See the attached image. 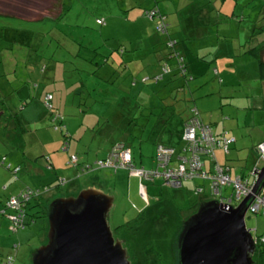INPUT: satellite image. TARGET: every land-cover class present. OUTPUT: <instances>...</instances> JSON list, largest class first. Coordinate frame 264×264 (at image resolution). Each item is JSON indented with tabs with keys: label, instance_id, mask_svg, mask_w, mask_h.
Returning <instances> with one entry per match:
<instances>
[{
	"label": "rangeland",
	"instance_id": "rangeland-1",
	"mask_svg": "<svg viewBox=\"0 0 264 264\" xmlns=\"http://www.w3.org/2000/svg\"><path fill=\"white\" fill-rule=\"evenodd\" d=\"M64 2L70 4L71 9L57 19L52 17L60 14L62 0H0L1 15L31 20L30 25L35 31L26 42L8 47L11 51L4 50L0 55L5 63L0 66V94L11 112V120L2 117L3 122L0 123V213L9 197L18 196L30 187L44 191L47 184H55L51 181L57 177L71 176L69 173L73 168L67 166L65 160L63 166L57 168V173L52 175L45 159L51 151L54 156L56 152L52 148L64 142V133L69 131L71 139H75L73 145L78 143L77 147H72L71 153H77L81 160L90 161L105 155L111 142L122 138L120 123L123 119H111V109L103 101H114L118 110L124 107L123 101L127 100L128 106L138 110H141L142 104L145 114H161L160 107L169 102L163 100L167 90L164 85L166 79L159 84L144 82L157 68L153 69L150 65V69L148 65V60L157 65V58L151 55L144 58L146 47L162 39L153 22L144 15L145 9L155 4L163 14L167 13L180 44L188 38L186 45L193 51L197 45H202L200 52L196 50L198 53L195 54L210 63L209 70L191 80V90L187 86L185 92L189 91L187 95L191 97L187 100L188 105L199 108L204 122L211 124L219 134L227 130L228 137L237 138L230 152L217 149L215 161L225 167L231 165L232 178L242 174L249 177L251 169L257 164L261 168L264 166V160L257 162L256 151L257 144L264 140V81L259 77L257 59L248 52L253 48L259 52L256 46L264 41V26L261 27L264 25V0ZM97 18L104 19L105 23H97ZM177 18L179 23L175 22ZM191 18L195 21L194 25H188ZM2 19L4 23L8 20L6 16ZM50 34H54L53 37ZM56 39L62 40V45L55 44ZM210 44L212 47H205ZM121 46L127 48L125 53L118 51ZM111 50H115L113 58L109 57L112 65H104L103 59ZM208 50L212 51L211 54L206 53ZM93 61L101 63V67ZM154 88H162V93L156 94ZM46 92L54 94L55 108L63 115L68 130L61 132L53 128L50 112L42 103ZM188 112L182 114L187 116ZM169 113L172 111H166V114ZM172 121L179 122V116ZM4 122L9 126L3 127ZM108 122L112 126L118 124L111 138L104 133ZM162 136L166 141L168 135ZM144 137L146 140L143 143L129 136L125 140L132 145L136 164L150 167L159 133H145ZM173 144L180 147L183 143L177 139ZM44 147L47 149L45 155ZM68 153L61 151V159L68 157ZM36 160H39L38 165L34 162ZM28 164L33 170L26 166ZM16 167L19 171H14ZM34 169L48 174L36 173ZM48 180L50 182L46 183ZM200 181L207 185L205 193L208 196L209 181L190 179L184 185L190 188ZM78 182L80 189L93 185L114 197L110 212L114 233L116 228L146 210V220L142 225L134 223V227L126 231L120 227L119 233L115 234L124 239L134 263L143 264L148 260L147 264L177 262L179 238L185 229L183 221L196 210L190 206L199 202V196L187 189H173L163 179H156L155 184L147 182V202L140 194L138 178L124 169L118 172L110 169L88 170L78 176ZM37 183L42 186L32 187ZM75 184L69 182L54 187L50 192L57 195L49 194L51 198L47 207L57 197L77 194L80 189H76ZM231 191V186H226L223 193L227 196ZM160 194H163V200L156 196ZM221 197L214 194L210 199L218 201ZM43 198L32 199L28 213L31 217L36 216V220L18 233H9L5 229L7 220L0 215V264L16 242L22 245L16 264H25L32 249L47 242L48 218L40 213L43 207L38 204ZM246 224L255 237L264 236V213L248 212ZM134 253L137 254L136 259Z\"/></svg>",
	"mask_w": 264,
	"mask_h": 264
},
{
	"label": "trees",
	"instance_id": "trees-1",
	"mask_svg": "<svg viewBox=\"0 0 264 264\" xmlns=\"http://www.w3.org/2000/svg\"><path fill=\"white\" fill-rule=\"evenodd\" d=\"M128 1H130V0H128ZM131 1H133V0H131ZM155 5H153L150 8H146L144 11V15L148 20L153 22L155 31L157 33H159V36L162 35V36H160V39L161 38L162 39H161V42L154 44L152 47H148L149 50L146 49L147 51L145 52L144 58H147V57L149 58L150 55L157 58V60H156L157 65H155L152 60H148L149 67H150V65H152L153 69L155 68V66H157V68H155L153 70V74L151 76L145 78L144 82L145 83H153V81H154V83L159 84V82H161V80L166 79L164 81V85L166 86L167 90H165L166 94H163V97H164L163 100H165V101L168 100L169 102L166 101V103H164L160 107V110H162V111H160L161 114L156 116L151 112H148L147 114H145L144 113L145 108H143L144 106L142 104L140 105V107H142L141 110H138L137 108H132L133 106L132 107L128 106V104H127L128 101L124 100L123 104H122L124 107L121 109L119 108L117 110V108L114 106V104H115L114 101H111V100L110 101L109 100L103 101L104 104H106V105L108 104V106H107L108 109H111V111H110L111 112L110 113L111 119H115V120L116 119H123V123H120L121 124L120 128L123 129V130H121L122 138L117 139V140H113L111 142V146L109 147V150H107V153L103 156H98L93 161H89L86 163V161L80 160V158L78 156L72 155V158L74 156L77 158V162L76 163L72 162V158H70V160L68 161V164L70 165V167H74V169H76V171H77L76 177L77 178L80 174L88 172V170H96V169H110L113 172H118L119 170L124 169V170H128L130 172V170L126 169V168L115 169V168H109V167H101L97 163L98 160H104L108 156V154L112 150V148L117 143H122L125 146L130 148L131 154H132V162H133V164H135V166L145 168L144 166H138L136 164L132 145L129 141L125 140V138H127L128 136L133 138V139L139 140L140 143H143L146 140V138L144 137L145 133H147V135H149L151 132L157 131L159 133V138L156 141V149H157L158 144H164L167 146L174 147L176 149L174 160H177L176 158L179 155L180 156L188 155V157H190V152L187 153L184 151V146L186 145V141L184 140V132H185L187 124L192 120V118L196 117L200 120L201 123H203L204 125H208L212 134L216 138H220L224 134L227 135V133H228V131L225 130L219 134V132H217L213 129L211 124L203 121L202 116L200 114V110L196 105H192V104L188 105L187 100L188 101L191 100V97H189V95H187L189 93V91L191 90L190 89V81L195 79L196 76H199V75L203 74L204 72H206L207 70H209L210 63L207 60H205L204 58L199 57L195 53H187L186 54V53L182 52V50H180V43L181 42L178 39V37H176L174 35L173 31L171 30V24H170L168 15L166 13L163 14L161 12V9L158 7V5L157 4H155ZM131 6H133V4ZM70 9H71V5L65 3L64 0H62V9H61L60 14L57 15L56 17H52V18L60 19ZM129 9H126V11ZM152 11L156 12L154 15V18H151L149 16V13ZM3 16H6L8 18L6 23H4L5 21H3V19H2ZM48 17L49 16L43 17V18H48ZM43 18H41V19H43ZM30 21L31 20H25V19L13 17V16H7V15H1L0 14V55H2L4 50H7L8 47H14V45L17 43L22 44V43L26 42V40L29 37L33 36L35 31L32 29V27L30 25L31 24ZM158 21H161V22L164 21L162 26L164 27L165 31L164 30L161 31L160 29H158V26H159ZM13 22H21L23 24L15 25V24H13ZM97 23L104 24L105 20L97 18ZM263 26L264 25H262L261 27H263ZM50 35L52 36L54 34H50ZM255 35H256V33L253 36H255ZM56 43H58L57 44L58 46L62 45L61 44L62 40L56 39L55 44ZM41 44L42 43H40V45ZM47 44H49V43H47ZM256 47L258 49H260L259 52L255 51L254 48L249 49L248 52L253 54L255 56V58L257 59L259 77L264 81V41H262L261 44H259ZM126 50H127V48L126 47L124 48L122 46L118 49V51H120L121 53H125ZM10 51H11V49H8V52H10ZM114 51L115 50H111L109 55H105V59H103V62H102V63H104V65H106V64L112 65V62H110L109 57L113 58ZM119 62H120V64L122 63L121 61H119ZM93 63H96L97 66L101 67V63H99V62L97 63L96 61H93ZM4 65H5V63H4L3 59L0 57V66H4ZM44 69H45V66H44ZM150 69H151V67H150ZM167 75L169 76L168 78H166ZM178 80H181V81L179 83H177ZM172 83L177 84V85L174 86ZM187 86L189 88V91L186 93L185 91H186ZM162 90H163L162 88H154L153 92H155L156 94L162 93ZM180 92H182V93H180ZM183 93L185 96L183 95ZM49 96H51V99H48ZM0 100H1V102H0V123L3 122L2 117H5V120L7 119V121H10L11 120V112L9 111V107L4 103L5 101L2 99L1 94H0ZM54 100H55L54 94L52 92H46L45 96L43 95L42 103L50 112V120L53 123V128H55L56 130H59L61 132H64L65 129H67V127H65V125H64L63 115L60 112H58L55 108ZM47 101H49L51 103V105H52L51 107H48L46 105ZM185 102H186V104H185ZM166 111H170V112L172 111V113L166 114ZM184 111H185L184 114H186V111H189L187 116L182 114V112H184ZM175 116H179V122L177 121L176 123H172L173 122L172 119ZM150 122H151V124H150ZM99 125H98V127H99ZM2 126L8 127L9 124L4 122L2 124ZM115 127L118 128V124L115 126H112V124L108 122L107 129L104 132L106 134V136L111 138L112 131L116 130ZM153 128L155 129V131H153ZM197 132L200 133L199 128H198ZM162 134L168 135V138L166 141H164L162 139V137H163ZM64 136H65V139L68 141L71 137V134H69L67 132V133H64ZM233 137L235 138V141H233L229 145L228 152H230L231 148L235 145L234 143L237 141V138L235 136H233ZM177 139L183 143L180 147H177L173 144V142H175ZM262 142H264V140L260 141L256 146V151H257V156H258L257 162L262 160V154H261L259 147H258V145ZM216 151H217V149L215 150V156H216ZM153 156L154 157H152V158L154 159L155 164H156L154 169H156L158 166V162L156 161V151H155V154ZM45 159H46V163L52 169L53 166L51 163L50 156H46ZM203 160L205 163L204 164V170L211 172L212 171V163L214 164V159L211 156H204ZM208 160L210 161V165H211L210 167L207 166ZM217 163H219V162L217 161ZM220 165L225 167L222 164H220ZM213 166L215 167V165H213ZM258 166L259 165L257 164L255 167H258ZM8 167L12 168L11 165H9ZM227 168L229 169V171H227V173L231 172L232 166L227 165ZM145 169H147V168H145ZM253 169H251V171ZM16 170H17V167L14 169V171H16ZM147 170H151V169H147ZM17 171H19V170H17ZM230 175H231V173H230ZM240 177L244 180H246V179L250 180L251 179V176L247 177V175H243V174ZM137 178L139 180V186L141 185V183H143L145 185L148 200H149L147 182H152V184H155V182H154L155 180L154 181H147V180H145L139 176ZM196 179H202V178H196ZM70 180H72V178H68V177L63 178V177L59 176L55 180V184H51V185L49 184V185L45 186L44 191L34 190V192H38V193L36 195L32 196V198L28 202H26L24 205H22L23 212L25 213L24 227H21V228L17 229L16 231H13L10 229V226H11L10 220L6 217L5 213L1 212L0 215L9 220V223H10L9 233H11V234L18 233L19 230H21L22 228H25L27 225H32L34 223V220H36L35 219L36 216L31 217L28 213V210L31 206L32 199L37 200L41 197L42 198L44 197L41 202L38 201V204L39 205L41 204V206L43 207V210L40 211V213H42V215L44 217H47L48 213H49V209H48V207H45L43 205V203H44L43 200L46 198L45 194L47 195V193H49L54 187H60V186L66 185L67 183H69ZM202 180L209 181L208 186H209L210 194L208 196L205 193L206 189H207L206 188L207 185H205V184H200V185L196 186L195 188L190 189V193L192 192V193H194V195L199 196V198H200L199 202L202 201L203 195H204V197H207V199L212 198L214 195L213 189L211 187V183H212L211 180H208V179H202ZM184 186L185 185L183 183V187H181V188H184ZM200 187H202L203 190L201 192H198L197 188H200ZM181 188H173V189H181ZM29 189L33 190L32 188H28L27 190H29ZM224 189H226V188L224 187ZM224 189L222 192H224ZM22 192H24V191H22ZM160 199H162V198H160ZM199 202L192 204L194 207V210L197 208ZM145 212H146V210L140 211L137 217L126 221L125 224L119 226V228L123 227L126 231V230H130L131 227H134L133 226L134 223H139L137 226L142 225L144 223V221L146 220ZM27 217H28V221H27ZM119 228H116L117 230L115 229V234L119 233L118 232ZM21 246H22L21 243L16 242L15 244H13L12 250L2 260V264H16L19 253L22 250ZM256 246H257V251L253 257V264H264V244L262 242H259V243L257 242ZM136 255L137 254L134 253V259H136ZM159 260H162V259H159ZM148 262H149V260H148ZM148 262H145L143 264H147ZM177 262H178V258H177ZM177 262L175 260V264H177ZM25 264H32L31 261L28 259V256H27V259L25 260ZM132 264H139V262L134 263L132 261Z\"/></svg>",
	"mask_w": 264,
	"mask_h": 264
},
{
	"label": "water",
	"instance_id": "water-1",
	"mask_svg": "<svg viewBox=\"0 0 264 264\" xmlns=\"http://www.w3.org/2000/svg\"><path fill=\"white\" fill-rule=\"evenodd\" d=\"M264 185V166L253 193L237 207L202 200L184 220L178 264H253L255 236L246 215ZM114 197L97 186L49 203L47 242L30 254L32 264H132L124 239L110 224ZM189 223V224H188Z\"/></svg>",
	"mask_w": 264,
	"mask_h": 264
},
{
	"label": "built area",
	"instance_id": "built-area-1",
	"mask_svg": "<svg viewBox=\"0 0 264 264\" xmlns=\"http://www.w3.org/2000/svg\"><path fill=\"white\" fill-rule=\"evenodd\" d=\"M155 13V11H152L149 13V16L154 18ZM163 22L158 21V29L161 31H165L162 26ZM48 99H51V96ZM46 105L48 107L52 106L49 101L46 102ZM198 128L200 129V133L197 132ZM184 140L186 141L184 151L187 153L190 152V157L188 155H179L176 158L177 160H174L176 149L164 144H158L156 149L158 166L156 169L147 170L143 167L135 166L132 162L130 148L122 143H117L109 152L108 156L104 160H98L97 163L101 167L129 169L132 175L139 176L147 181L163 179L164 183L168 184L171 188H181L183 187L184 181L190 179L202 178L211 180L213 193L222 196L218 202L227 207H237L247 196L253 193L261 167H255L251 171L250 180H244L240 176L232 178L230 172L227 173L229 169L215 161V150L222 148L225 152H228L229 145L235 141L234 137H228L224 134L222 137L216 138L208 125H204L198 118L194 117L186 126ZM258 147L262 154V160H264V142L260 143ZM204 156H211L214 159L215 167L213 172L204 170ZM72 162H77L75 156L72 158ZM226 186H231L232 189L231 193L227 196L222 192ZM202 190V187L197 188L198 192ZM37 193L29 189L18 196H12L8 199L2 212L10 220L11 230L16 231L24 227L25 213L23 212L22 205ZM140 194L148 201L146 187L143 183L140 185ZM253 195L254 198L248 206L247 213H264V185L261 186L258 193H254ZM255 240L256 244L257 242L264 244V236L255 237Z\"/></svg>",
	"mask_w": 264,
	"mask_h": 264
},
{
	"label": "crops",
	"instance_id": "crops-1",
	"mask_svg": "<svg viewBox=\"0 0 264 264\" xmlns=\"http://www.w3.org/2000/svg\"><path fill=\"white\" fill-rule=\"evenodd\" d=\"M167 14V13H166ZM187 19H189V18H187ZM170 21V20H169ZM179 21V18H177L176 20H175V22H178ZM190 24H188V25H194L195 24V21L193 20V18H191L190 19ZM170 23H171V21H170ZM179 23V22H178ZM171 30H172V23H171ZM173 31V30H172ZM176 36V35H175ZM177 37V36H176ZM187 39L188 38H186V40L185 39H183L182 40V45L180 44V50H182V52H184V53H198L196 50H198L199 52H200V50L203 48L202 47V45H197V47H195V49L196 50H194L193 51V49L192 48H189L186 44L188 43L187 42ZM157 44V43H156ZM153 46V45H152ZM150 44L149 45H147V47H146V49L147 50H149L148 49V47H152ZM205 47H212V45L210 44L209 46H206L205 45ZM146 50V51H147ZM211 52L212 51H207L206 53L207 54H211ZM160 54V53H159ZM163 60V59H162ZM68 130V129H67ZM68 133L70 134V132L68 131ZM70 139H71V137H70ZM66 140L65 139V136H64V142H63V140L61 141V142H63V143H58V145H56V146H54V148H52V149H54V151L57 153H55L54 154V156H52V151L50 152V154L49 155H46V156H50V159H51V163H52V166H53V168L51 169V171H52V175H54L55 173H57V168H61L62 166H63V162H65L66 161V165L67 166H69L70 167V165L68 164V161L70 160V158H72V155H76V156H78L77 155V153H71V149H72V147L74 146H76L77 147V145H78V143L77 144H74L73 145V141L75 140L74 138L73 139H71V140ZM67 143H66V142ZM68 151L69 153H68V157H65V159H61L62 158V155H61V151ZM109 150V149H108ZM44 155L46 154V152H47V149H46V147H44ZM107 153V152H106ZM102 156V155H101ZM98 157V156H97ZM96 157V158H97ZM63 160H65V161H63ZM81 160V159H80ZM82 161H86V163L87 162H89L90 160H88V159H82ZM34 162H36L35 164H37L38 165V162H39V160H36V161H34ZM33 162V163H34ZM28 168H31L32 170H33V167L30 165V164H28V165H26ZM142 166H144L145 168H147V169H154L155 168V166H156V164H155V161H154V159H152V162H151V166L150 167H147L146 165H142ZM208 167H210L211 165H210V163L207 165ZM40 167V166H39ZM73 168V170H71L72 172H70L69 174L71 175L70 177H68V178H72V180H70L69 182H72V183H76L75 184V186H77L76 187V189L77 188H81V185H80V182H78V178L76 177V169H74V167H72ZM41 169V168H40ZM35 171H36V173H41L42 175H44V174H48V173H46V172H43L42 170H40L41 172H39V170L38 169H34ZM57 179V178H56ZM55 179V180H56ZM55 180H52L51 182H55ZM48 182H50V180H48V181H46V183H48ZM50 184V183H49ZM49 184H47V185H49ZM200 184H204V182L203 181H200V182H197L194 186H191L190 188H187V187H185L184 186V188H181V189H187L188 191H190V189L191 188H195L196 186H198V185H200ZM46 185V186H47ZM40 186H42V185H38V183L36 184V185H34V186H32V187H37V188H39ZM91 186H93V185H91ZM31 188V187H30ZM83 188H85V187H83ZM207 188V187H206ZM81 190V189H80ZM207 190V189H206ZM54 195H53V194ZM49 194H50V196H55V195H57V193H55V192H49V193H47V195L45 194V199L43 200V205L45 206V207H47V200H49L51 197L49 196ZM52 194V195H51ZM48 196V197H47ZM67 196V195H66ZM163 196V194H160V195H157V197L158 198H162L161 200H163L164 198L162 197ZM209 199V198H208ZM207 199V197H204V195L202 196V200H208ZM190 207H193V206H190ZM7 221H6V227H5V229L7 230L8 229V231H10L9 230V225H10V223H9V220L7 219V218H5ZM1 226L2 225H0V228H1ZM32 251H33V249H32ZM30 261H31V259H30V257L28 258Z\"/></svg>",
	"mask_w": 264,
	"mask_h": 264
}]
</instances>
